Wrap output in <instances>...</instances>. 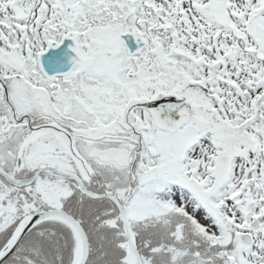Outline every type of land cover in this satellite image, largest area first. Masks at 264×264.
<instances>
[{
  "label": "snow or ice",
  "instance_id": "obj_1",
  "mask_svg": "<svg viewBox=\"0 0 264 264\" xmlns=\"http://www.w3.org/2000/svg\"><path fill=\"white\" fill-rule=\"evenodd\" d=\"M0 264H264V0H0Z\"/></svg>",
  "mask_w": 264,
  "mask_h": 264
}]
</instances>
